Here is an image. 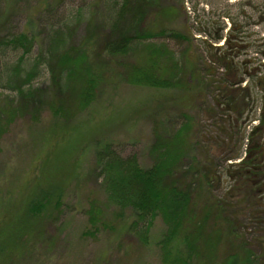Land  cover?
Listing matches in <instances>:
<instances>
[{"label": "trees", "instance_id": "16d2710c", "mask_svg": "<svg viewBox=\"0 0 264 264\" xmlns=\"http://www.w3.org/2000/svg\"><path fill=\"white\" fill-rule=\"evenodd\" d=\"M103 4L106 7L94 9L101 18L98 24L106 30L102 52L109 58H127L141 51L154 62L149 69L132 72L130 68L133 84L154 89L179 86L188 94V105L193 103L195 85L205 83L212 70V78L220 75L221 86L232 88L229 101H216L207 113L221 134L214 140L220 152L227 153L223 160L234 163L217 171L211 149L204 146L199 155L191 156L185 143L190 136L188 123L169 136L170 142L153 144V163L148 168L142 167L136 156L122 157L109 143L99 142L94 169L105 200L90 204L86 210L90 228L84 234L94 236L99 228L111 230L112 225L106 222L111 212L145 248L155 240L153 227L160 220L163 230L152 244L157 248L159 264H264V253L253 252L247 234L253 229L258 235L256 243L263 244L259 238L264 237V92L256 98L251 87L255 81L264 84V73L257 80L259 66L264 67V36L257 39L255 49L259 65L253 66L254 57L240 59L255 41L243 35L244 24L253 17L244 8H257L264 31V0H103ZM152 12L165 15L170 22L169 29L160 31L158 37L164 36L173 49L161 51L150 43L154 35L144 22ZM177 16L183 18L182 26L176 24ZM76 20L69 27H56L45 51L34 57L31 53L36 42L31 36L22 33L0 39L1 47L21 53L14 65H0V86L7 91H0V142L18 117L35 120L40 112L48 110L54 119H66L72 105L75 111L83 112L101 94L103 76L89 61L90 36L77 44L73 41L81 22ZM198 42L204 45L209 61L204 71L198 68ZM174 48L182 49V53L178 55ZM160 58L163 68L157 66ZM45 75L50 98L36 87ZM245 79L253 83L242 88ZM182 116L190 121L186 114ZM68 127L51 129L50 137L44 135L42 141L63 137ZM242 140L246 142L243 154L236 144ZM187 156L189 162L182 163ZM224 178L230 184L222 191ZM61 192L51 186L48 191L35 193L11 237L0 242V264H23L26 257L32 259L37 240H41V247L44 244V225L57 221ZM52 244L50 238L41 254L53 248Z\"/></svg>", "mask_w": 264, "mask_h": 264}, {"label": "rangeland", "instance_id": "374dc122", "mask_svg": "<svg viewBox=\"0 0 264 264\" xmlns=\"http://www.w3.org/2000/svg\"><path fill=\"white\" fill-rule=\"evenodd\" d=\"M227 1L234 3L239 0ZM96 6L106 7L103 0H0V39L22 33L31 36L36 42L31 53L33 57L45 51V45L56 27H69L75 24V17L80 19L73 41L77 44L90 36L89 61L103 76L101 94L85 111H75L72 105L66 119L63 117L56 120L48 110L40 112L35 120L29 116H21L14 120L1 139L0 242L11 237L36 192L48 191L51 186L62 191L61 211L57 221L54 225L46 222L41 237L43 246L53 238V248L41 254L43 246L40 245L41 240H37V250L34 249L32 259L30 256L26 257L23 264H159L157 248L152 244L163 230L160 220L154 223L155 240L145 248H141L125 231L123 220L114 219L111 212L106 215L107 224L112 225L111 230L99 228L100 231L94 236L84 234L90 228L86 210L90 204H99L105 200L101 179L96 176L94 169V155L99 142L109 143L122 157L136 156L140 165L148 168L153 163V154L150 153L153 144L170 142L169 136L179 126L188 123L190 136L185 143L189 144L191 156L199 155L204 146L211 149L212 163H215L217 171L234 163L223 160L227 153L223 154L222 150L220 152L214 140L221 134L215 120L208 117L207 113L216 101H229L232 88L226 84L221 86L219 79L222 76L212 78L213 70L206 75L205 83L195 85V95L190 105L187 103L188 94L179 86L154 89L133 84L130 81V68L132 67V72L140 68L149 69L154 62L141 51H136L127 58H109L105 55L100 47L106 30L98 24L101 18L94 10ZM165 7L167 5L162 6ZM246 7L244 10L246 9L247 15L253 17L244 24L243 35L255 41L251 50L240 59L254 57L253 66H257L260 56L255 53V49L259 43L257 39L264 36L263 25L257 8ZM74 12L81 16L76 15L77 13L73 15ZM102 15L105 19V10H102ZM169 23L165 15L160 16L155 12L150 13L144 22V26L154 35V40L149 42L161 51L165 48L173 49L164 36L158 37L160 31L169 29ZM88 24L91 25L89 32ZM176 24L182 26L181 16H177ZM196 47L198 68L204 71V64H209L207 54L202 43L198 42ZM174 50L178 55L182 53V49ZM20 56V52L10 51L0 45V65H14ZM157 66L163 68V59L158 60ZM259 68L257 80L264 73V67ZM201 75L204 73L201 72ZM252 83L245 79L240 86L243 88ZM4 84L5 81L1 85ZM48 84L45 75L36 85L43 89L46 98L52 96ZM252 85L253 94L259 98L264 92V84L255 81ZM1 87L3 86H0V91L7 92ZM182 113L190 118L189 122L183 118ZM61 126H69L66 135L52 136L48 142L42 141L44 135L50 137L51 129ZM245 143V140L236 143L241 154L245 150ZM187 162L188 156L182 159V163ZM223 181L222 191L230 184L225 178ZM247 234L252 241L253 252L264 253V237L259 238L263 242L260 245L256 243L258 235L253 229H249Z\"/></svg>", "mask_w": 264, "mask_h": 264}, {"label": "bare ground", "instance_id": "6f19581e", "mask_svg": "<svg viewBox=\"0 0 264 264\" xmlns=\"http://www.w3.org/2000/svg\"><path fill=\"white\" fill-rule=\"evenodd\" d=\"M232 1H234V0H232Z\"/></svg>", "mask_w": 264, "mask_h": 264}]
</instances>
